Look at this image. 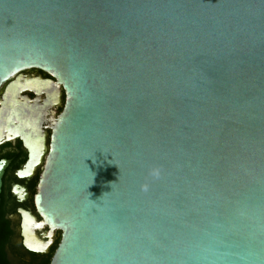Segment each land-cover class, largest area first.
Wrapping results in <instances>:
<instances>
[{
  "label": "water",
  "instance_id": "95a60500",
  "mask_svg": "<svg viewBox=\"0 0 264 264\" xmlns=\"http://www.w3.org/2000/svg\"><path fill=\"white\" fill-rule=\"evenodd\" d=\"M26 68L65 96L48 264H264V0H0V86Z\"/></svg>",
  "mask_w": 264,
  "mask_h": 264
},
{
  "label": "flooded vegetation",
  "instance_id": "af4514ba",
  "mask_svg": "<svg viewBox=\"0 0 264 264\" xmlns=\"http://www.w3.org/2000/svg\"><path fill=\"white\" fill-rule=\"evenodd\" d=\"M18 74L0 86V160H7L0 186L1 249L9 264H40L49 262L60 239V230L50 229L46 224L36 226L41 217L35 209L33 195L48 152L54 119L62 110L65 96L60 89L59 103L51 102L50 92L57 91L58 86L49 72L26 68ZM41 133H44L45 151L39 161L31 164L28 146ZM23 225L28 228L27 235H34L43 248L46 246L43 252L23 246Z\"/></svg>",
  "mask_w": 264,
  "mask_h": 264
},
{
  "label": "trees",
  "instance_id": "16d2710c",
  "mask_svg": "<svg viewBox=\"0 0 264 264\" xmlns=\"http://www.w3.org/2000/svg\"><path fill=\"white\" fill-rule=\"evenodd\" d=\"M8 232V231H7ZM8 235V233H7ZM2 238H3V232L0 230V264H9L8 262H6L4 260V256H3V252H2V249H1V242H2ZM40 264H48V261L45 260L43 261L42 263Z\"/></svg>",
  "mask_w": 264,
  "mask_h": 264
},
{
  "label": "bare ground",
  "instance_id": "6f19581e",
  "mask_svg": "<svg viewBox=\"0 0 264 264\" xmlns=\"http://www.w3.org/2000/svg\"><path fill=\"white\" fill-rule=\"evenodd\" d=\"M38 226V225H37ZM40 226H42V225H39L38 227H40ZM24 235H25V241H26V243L27 244H31V245H33V242H32V240H31V236L28 234L27 235V233L25 232L24 233ZM37 247H40V246H42V244L41 245H37V244H35Z\"/></svg>",
  "mask_w": 264,
  "mask_h": 264
},
{
  "label": "snow or ice",
  "instance_id": "6c2138e0",
  "mask_svg": "<svg viewBox=\"0 0 264 264\" xmlns=\"http://www.w3.org/2000/svg\"><path fill=\"white\" fill-rule=\"evenodd\" d=\"M25 173H20L19 175L23 176Z\"/></svg>",
  "mask_w": 264,
  "mask_h": 264
}]
</instances>
